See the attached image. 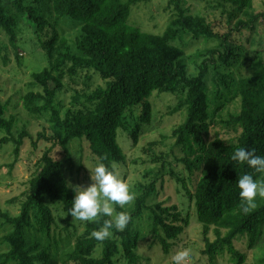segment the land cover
<instances>
[{"label":"trees","instance_id":"trees-1","mask_svg":"<svg viewBox=\"0 0 264 264\" xmlns=\"http://www.w3.org/2000/svg\"><path fill=\"white\" fill-rule=\"evenodd\" d=\"M44 1L50 6L56 21L68 18L80 25L81 35L75 40L76 53L65 38H60L50 22L37 14V9L26 4ZM147 0H12L15 13L24 18L37 40L39 48L49 58V67L30 76L29 90L21 97L24 110L35 118L48 115L49 134L39 133L36 141L50 146L35 163V169L27 182V188L12 201L19 203V212L11 216L0 209V220L11 230L1 237L0 245L7 251L0 253V264H59L34 241L28 243L26 229L34 217L42 232L49 235L54 223L53 214L46 204L58 201L71 218L75 190L66 180L59 161L54 159L53 150L67 151L68 143L75 138L84 139L92 155L100 162L113 167L121 164L125 155L118 142L117 131L123 126L125 114L139 106V122L131 134L132 145L138 142L139 124L151 121V104L148 99L153 93H167L180 97L176 110L186 109L182 125L175 130L176 144L184 153L182 163L194 182L193 191L186 189L180 179L189 202H193L195 217L201 225L204 242L203 254L209 264L227 253L236 264L244 263V256L234 247L237 237L247 238L249 249L257 246L264 234V203L245 214L240 207L237 180L240 175L251 172L246 166L237 165L231 156L237 148L255 149L257 155H264V73L240 79L236 85L239 95V111L229 115L225 122L234 126L239 134L234 142L221 139L208 140L209 110L208 91L205 82L207 65L200 72L190 76L184 62V52L173 45L186 35L216 39L217 49L207 51L211 56L232 66L238 60L237 48L229 39L234 31L253 32L256 23L264 25V14L253 11L252 0H200L207 8L226 17V24L234 27L219 35L204 16L190 15L182 7V0H168L176 12L161 35L142 32L129 24L130 9ZM0 0V29L8 37L10 46L18 58V19L8 14ZM21 22V20H20ZM90 73L104 82L90 92L80 94L75 87L81 82L88 89L92 81ZM234 79L231 74L215 72L212 78L214 94L229 90ZM65 88L74 92L72 107L64 115L57 102L58 93ZM82 100H79V99ZM7 106L0 103V149L7 144L13 146L11 170L19 159L25 139H31L25 128L14 130L13 118L6 119ZM258 178H260L258 176ZM155 187H145L131 211L116 206V212L125 211L131 222L124 231L113 229L112 236L103 242L90 238L93 230L103 223L86 222L80 235L75 236L72 251L61 264H118L121 255L125 264H139L136 253L139 234L134 224L146 209V200ZM188 224L187 218L175 206L157 204L152 209L153 241H158L163 252L178 241ZM212 229L213 241L208 239ZM100 252L97 254V249ZM264 263V258L259 260Z\"/></svg>","mask_w":264,"mask_h":264},{"label":"rangeland","instance_id":"rangeland-1","mask_svg":"<svg viewBox=\"0 0 264 264\" xmlns=\"http://www.w3.org/2000/svg\"><path fill=\"white\" fill-rule=\"evenodd\" d=\"M12 0H4L8 14L16 16L19 23L16 28L19 48L16 58L8 37L0 29V103L7 106L6 119L13 118L14 130L25 128L31 139H25L20 151V156L14 167L12 163L11 144L4 145L0 149V209L15 216L19 212V203L13 202L27 188V182L35 169V163L50 146L49 143L39 141L36 147L32 142L36 141L39 133L49 134L48 115L41 118L29 115L23 108L21 97L29 90L30 76L39 73L49 67V58L43 52L32 34L29 26H25L23 17L17 15L11 6ZM253 11L264 14V0H252ZM26 4L37 9L39 16L47 19L51 28H55L60 38H65L71 51L76 53L75 40L81 35L82 27L70 22L68 18L56 21L51 13L50 6L44 1ZM182 7L190 15L204 16L212 24L214 31L219 35L225 34L234 27L226 24V17L219 12L207 8L205 2L200 0H182ZM176 12L168 5V0H147L132 5L130 9L129 24L139 28L142 32L161 35L170 21L175 18ZM21 20V22H20ZM237 48L238 60L232 66H226L218 60V55L211 56L207 51L217 49L216 39H205L186 35L173 45L184 52V62L188 74L195 76L200 72V67L207 65L205 82L209 98V110L211 117L208 121V140L221 139L226 143L234 142L239 131L232 125H227L229 115L239 111V95L236 85L240 79L256 74L264 73V25L256 23L253 32L243 30L234 31L229 39ZM231 74L234 79L229 90H222L220 96L214 94L212 78L215 72ZM92 81L87 89L80 81L75 89L82 94L90 92L96 86H103L104 82L99 77L90 73ZM74 92L65 88L57 95V102L61 105L62 115L72 107ZM180 97L167 93H153L148 99L151 104V121L149 124H139L138 142L132 145L131 134L134 126L139 122L140 108L130 110L125 114L123 126L117 131V142L125 155L121 164H113L120 178L129 185L135 194V199L123 209L131 211L134 208L136 198L143 193V189L150 184L155 187L146 200V209L134 224V229L139 234L136 253L139 256V264H173L172 257L178 250L189 249L191 254L190 264H209L203 254L204 242L201 236V225L195 217L193 202H189L186 191L178 179L185 182L186 189L193 191L194 182L182 163L184 153L181 146L176 144L177 135L174 133L183 124L186 117V109L176 110ZM79 100H82L81 98ZM1 138V135H0ZM53 157L60 162L68 185L75 190L77 187L91 185V171L96 166L97 158L91 154L88 144L84 139H72L64 153L59 148L53 150ZM264 178V177H260ZM50 208L54 223L50 234L42 232L35 218L32 225L26 229L28 243L37 241L41 248L45 249L59 264L63 263L72 251L75 236L80 235L86 222L73 221L71 217L66 220V213L58 201H45ZM164 203L166 207L175 206L181 214V218H187L188 224L180 239L172 245L168 253H164L158 241H153L150 230L152 226V209ZM264 198H257L256 206L263 204ZM11 227L4 225L0 220V240L7 234ZM208 239L213 241L215 236L212 229L208 233ZM235 249L244 256L243 264H264L260 259L264 258V234L260 243L252 249L247 247L245 236L237 237L233 242ZM7 246L0 245V253L7 251ZM100 247L97 249V254ZM118 264H125L121 255L117 256ZM215 264H236L227 253L217 256Z\"/></svg>","mask_w":264,"mask_h":264},{"label":"clouds","instance_id":"clouds-1","mask_svg":"<svg viewBox=\"0 0 264 264\" xmlns=\"http://www.w3.org/2000/svg\"><path fill=\"white\" fill-rule=\"evenodd\" d=\"M97 162L91 171L92 183L90 186L75 188V198L68 215L73 221L94 222L102 225L98 230L90 233V238L103 242L113 234L112 230L124 231L131 222V216L125 212H116V206L121 208L129 205L135 199V194L130 190L115 171L102 161ZM237 165L246 166L251 172L239 176L237 188L241 210L247 214L256 207L257 198H264V155H257L255 149L246 147L237 148L231 156ZM173 264H190L191 254L189 249L176 251L172 257Z\"/></svg>","mask_w":264,"mask_h":264}]
</instances>
